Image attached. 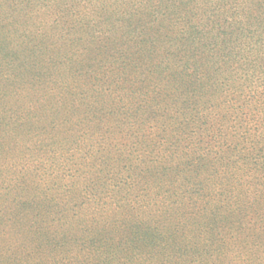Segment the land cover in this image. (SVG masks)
I'll return each mask as SVG.
<instances>
[{
    "label": "trees",
    "instance_id": "1",
    "mask_svg": "<svg viewBox=\"0 0 264 264\" xmlns=\"http://www.w3.org/2000/svg\"><path fill=\"white\" fill-rule=\"evenodd\" d=\"M244 3H219L211 16L220 19L211 26L186 15L158 20L128 53L119 47L110 58H93L83 87L61 90L65 102L53 94L67 117L49 121V186L41 180L45 168L14 162L23 142L47 141L48 128L9 105L35 80L21 75L25 60L17 66L6 56L16 52L2 33L0 127L14 135L0 139V161L10 147L4 174L12 168L13 177L0 186V240L9 241L0 264L20 261L17 247L24 245L6 227L13 236L35 237L48 225L49 236L31 243L49 246L61 264H235L236 254L245 264L264 262V161L256 156L264 144L245 153L236 135L235 145L225 139L248 119L241 111L248 99L234 119L228 110L216 118L209 112L220 104L223 73L236 81L237 64L251 71L239 78L254 81V71H264V0ZM150 15L154 22L165 14L156 7ZM179 20L184 25L175 31ZM39 78L49 93L57 85Z\"/></svg>",
    "mask_w": 264,
    "mask_h": 264
},
{
    "label": "rangeland",
    "instance_id": "2",
    "mask_svg": "<svg viewBox=\"0 0 264 264\" xmlns=\"http://www.w3.org/2000/svg\"><path fill=\"white\" fill-rule=\"evenodd\" d=\"M222 2L233 3V7L247 2L244 4L245 7H248V3L254 2V0H5L4 5L0 7V25L3 27L0 36L2 33L6 34L4 42L12 49V53L16 52V55L14 53L8 56L6 52L2 56L0 55V68L2 66L1 59L5 57V54L7 57L13 58L17 66L18 63L25 60L21 65L19 64L18 69L22 76L35 80L29 82L17 96L10 98L9 105L18 108L23 114L26 113L25 117L29 122L36 126L46 125L48 128V132L45 134L47 141L39 143L37 147L33 143L35 138H30L29 143L23 142L24 146L19 149L22 151L19 152L14 162L31 164L28 166L30 169L33 168V165L40 170L45 168V171L42 172L46 173L42 174L41 180L47 182L49 186V163L54 161L51 158V152H49V121L52 117L63 119L67 117L63 113L67 110L65 104L58 106L51 97L57 101L60 98L61 103L65 102L66 95L62 94L61 90L66 89V86H74L76 89L83 87V77L92 62L94 63L93 58L97 56L110 58L111 54L119 47L128 53L132 49L131 45L134 41L146 36L145 32L149 31L147 28L154 26L158 20H161L163 24H169L170 19L176 20L178 16L186 15L191 18V22L194 24L211 26L220 19L213 20L214 17L211 14L217 12L218 9L221 10L222 4L219 3ZM156 7L165 15L157 19L154 18L155 21L151 22L150 20L153 18L150 14ZM210 16L213 17L212 20L207 21ZM238 21L243 23L244 18L240 16ZM238 21L234 24L239 23ZM141 23L145 24L144 28ZM173 23L176 26L175 31L184 25V22L180 20L173 21ZM246 53L249 54L250 51L246 49ZM82 66L83 68H81ZM236 66L238 70L234 73L235 76H238L234 78L237 79L236 81L225 77L227 73L221 75L220 88L223 89V93H219V99L215 95V102L219 100L220 104L212 109V113L209 112L216 118L219 115L223 116L224 112L228 110L234 119L235 114L241 108L240 106L244 104L243 101L248 99L249 103L245 105L246 108L244 110L241 108L248 119L239 128H234L232 132L231 129L226 131L228 134L225 138L226 146H232L238 142L235 138L236 135L244 144L240 151L247 153L248 148L254 145L257 149L256 152H259V146L262 147L264 144V71L256 69L254 81L249 79L244 81V77L242 79L239 77L246 75L243 74L244 70L250 73V69L242 68L237 64ZM93 69L94 72L99 70L96 66H93ZM228 71L230 72V70ZM236 73L238 74L236 75ZM39 76L48 82L57 81V85L52 86V92L49 93V88L41 83H36V80L40 79ZM212 80L215 79L211 78ZM60 86L63 87L60 88ZM56 93L59 98L53 95ZM223 130L225 132V129ZM12 132L11 129L4 130L0 127V139L1 136H13ZM18 136L26 138V133L20 131ZM11 146H15V149L19 148L14 142ZM9 148L6 146L2 151L0 175L3 174V176H0V186L13 178L11 177L12 168L9 169L6 176L4 174L8 162H5L6 157L3 156ZM259 155L256 156L261 163L264 161V151L262 157ZM54 171L57 172L56 168L50 170V172ZM220 180L224 181L223 178ZM4 195L0 189V201L6 196ZM106 213L112 214V212ZM103 214H98L97 217ZM59 225V223L55 224V226ZM5 230H8V235L15 239V243L29 244L31 250H25L24 245L22 248L17 247L20 250L18 252L21 255V260L4 262V264H15V262H19V264H61L59 261L56 262L52 255L49 256V246L33 244L42 241L43 235L49 236V225L42 232H37L35 237L24 234L13 236L10 229L6 227ZM8 242L5 237L0 240V260L4 255L5 247L3 246ZM233 259L235 264H245L242 254L234 255ZM68 263L66 262V264ZM247 263L258 264V261L251 260V263ZM259 264H264V262Z\"/></svg>",
    "mask_w": 264,
    "mask_h": 264
}]
</instances>
